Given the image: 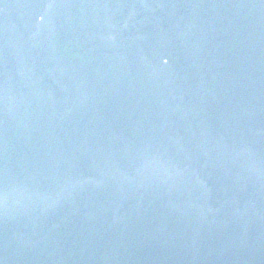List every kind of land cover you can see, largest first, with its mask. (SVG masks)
I'll return each instance as SVG.
<instances>
[{
    "label": "water",
    "instance_id": "obj_1",
    "mask_svg": "<svg viewBox=\"0 0 264 264\" xmlns=\"http://www.w3.org/2000/svg\"><path fill=\"white\" fill-rule=\"evenodd\" d=\"M0 264H264V0H0Z\"/></svg>",
    "mask_w": 264,
    "mask_h": 264
}]
</instances>
